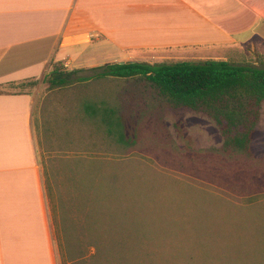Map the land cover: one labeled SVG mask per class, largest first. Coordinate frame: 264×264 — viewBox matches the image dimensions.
<instances>
[{
  "label": "rangeland",
  "instance_id": "obj_1",
  "mask_svg": "<svg viewBox=\"0 0 264 264\" xmlns=\"http://www.w3.org/2000/svg\"><path fill=\"white\" fill-rule=\"evenodd\" d=\"M227 56L264 66V51L252 45ZM78 70L65 86L41 87L45 184L62 222L59 263L264 264V129L251 155L225 153L211 120L167 111L145 82L78 81L96 72ZM102 101L110 104L104 123L85 111Z\"/></svg>",
  "mask_w": 264,
  "mask_h": 264
},
{
  "label": "crops",
  "instance_id": "obj_2",
  "mask_svg": "<svg viewBox=\"0 0 264 264\" xmlns=\"http://www.w3.org/2000/svg\"><path fill=\"white\" fill-rule=\"evenodd\" d=\"M263 27L264 0H0V264H60V208L41 156V87L54 62L228 60L248 45L264 51L251 36Z\"/></svg>",
  "mask_w": 264,
  "mask_h": 264
},
{
  "label": "trees",
  "instance_id": "obj_3",
  "mask_svg": "<svg viewBox=\"0 0 264 264\" xmlns=\"http://www.w3.org/2000/svg\"><path fill=\"white\" fill-rule=\"evenodd\" d=\"M91 69L96 71L93 75L75 79L141 80L157 93L167 111H185L211 120L220 137L218 148L225 153L251 155L257 134L264 129V66L228 60L117 61ZM78 71H68L62 61H57L44 81L51 86H65ZM31 83L35 86L38 81ZM104 107L110 104L88 102L85 111L89 116L101 117L104 123ZM91 247L96 256L99 245L93 243ZM74 258L81 260L82 254Z\"/></svg>",
  "mask_w": 264,
  "mask_h": 264
}]
</instances>
